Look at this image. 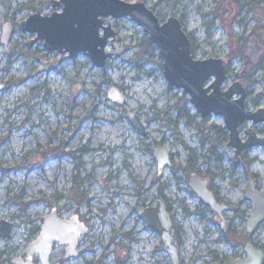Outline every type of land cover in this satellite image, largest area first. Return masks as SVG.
<instances>
[{"label": "rangeland", "instance_id": "374dc122", "mask_svg": "<svg viewBox=\"0 0 264 264\" xmlns=\"http://www.w3.org/2000/svg\"><path fill=\"white\" fill-rule=\"evenodd\" d=\"M49 1L0 0V34L5 20L16 24L36 9L50 13ZM144 1L159 19H181L194 41L195 58L229 61L223 88L247 71L242 56L248 59L250 37L264 48V0ZM115 22L125 51L102 68L80 54L55 71L37 74V56L48 61L56 53H46L41 42L25 47L32 35L17 28L9 54L0 43V83L5 85L0 93V220L12 223L10 236L0 237V264L22 255L36 236L33 229L55 207L61 218L76 215L88 232L78 238L77 258L65 260L64 246L56 244L51 264H171L157 233L137 215L158 198L169 204L181 264H230L246 255L248 242L264 251V222L250 235L245 231L248 182L242 167L224 154L228 136L218 129L224 127L222 119L202 118L189 103L182 109V91L167 85L158 55L137 59L141 28L128 18ZM260 57L246 99L251 109L264 103L263 98L252 102L264 90V51L253 62ZM112 86L122 91L124 107L107 98ZM126 108L147 124L146 137L131 127ZM158 144L173 160L160 176L153 155ZM245 156L261 187L264 148ZM186 166L192 169L189 177L193 171L211 176L220 200L233 206L223 237L219 218L190 191Z\"/></svg>", "mask_w": 264, "mask_h": 264}, {"label": "water", "instance_id": "95a60500", "mask_svg": "<svg viewBox=\"0 0 264 264\" xmlns=\"http://www.w3.org/2000/svg\"><path fill=\"white\" fill-rule=\"evenodd\" d=\"M50 4L53 10L45 15L36 9L16 25L9 20L2 23L0 43L5 52L10 53L9 43L17 28L21 33L32 35V38L26 40L25 47L41 41L46 53L57 54L48 61L37 56V74L55 71L62 62L77 58L80 54L87 56L94 66L102 68L107 60L114 56L120 57L125 51L124 44L117 37L119 33L115 21L128 18L134 22L156 46L167 85L187 95L189 104L193 105L200 117L213 114L222 119L228 136L222 146L224 154L235 166L242 167L248 182L244 198L250 202V207L245 230L249 234L254 232L264 222V183L256 187L255 179L244 165V155L257 146L264 148V133L255 129L257 124H264V104L254 110L247 108L245 81L235 79L223 88L228 79V60L223 56L195 58L191 40L181 20L173 15L167 16L164 21L159 20L144 0L132 3L125 0H50ZM246 49V55L252 62L264 51L258 39L253 36L249 38ZM4 89L5 85L0 83V93ZM107 98L119 107L125 105V97L116 86L108 90ZM125 118L139 136L148 135L149 128L138 113L126 108ZM245 123L250 126L240 130ZM153 155L157 160L156 171L159 176L164 169L171 167V155L161 144L153 148ZM190 180L189 187L193 194L211 212L218 214L224 225L223 214L230 210V206L215 199L213 191L208 188V178L202 179L193 173ZM137 215L145 228L157 233L171 264H181L178 248L173 243V224L167 203L157 199L152 205L141 207ZM11 228V222L0 220V237H9ZM40 230L38 237L25 252L28 255L39 253L41 264H50L51 249L56 242L67 246L66 259L77 257L78 238L85 235L88 228L76 215L69 219L59 217L55 207L44 215ZM243 251L246 257L234 259L230 264H264L263 250L253 243H247ZM27 261L31 264L30 258ZM12 263L21 264L20 258L14 259Z\"/></svg>", "mask_w": 264, "mask_h": 264}, {"label": "flooded vegetation", "instance_id": "af4514ba", "mask_svg": "<svg viewBox=\"0 0 264 264\" xmlns=\"http://www.w3.org/2000/svg\"><path fill=\"white\" fill-rule=\"evenodd\" d=\"M250 61V60H249ZM252 62V61H251ZM237 79H239V78H237ZM239 80H241V79H239ZM241 81H245V80H241ZM227 82V81H226ZM246 82V84H247V96H248V94L250 93L249 92V85H248V82L247 81H245ZM230 85V84H229ZM258 95V94H257ZM188 97V96H187ZM263 99H264V96L262 97ZM246 99H247V97H246ZM188 100H189V98H188ZM264 101V100H263ZM258 107V106H257ZM259 125L260 124H257L256 126H255V129H257L260 133H264V130L263 129H261V128H259ZM264 125V124H263ZM246 126H250V124L249 123H245V125L242 127V129H244ZM224 129H225V127H224ZM225 131H226V129H225ZM223 146V145H222ZM171 155V159H172V154H170ZM244 157H246V156H244ZM231 162V161H230ZM244 165H245V167H247L246 166V164H245V158H244ZM166 169H169V168H166ZM243 170V169H242ZM249 170V169H248ZM249 172H250V170H249ZM193 173H196V172H193ZM193 173L192 174H190V177H189V180H190V178H191V176L193 175ZM243 173H244V171H243ZM196 174H198V173H196ZM199 175V174H198ZM250 175H251V177L252 178H254L255 179V183H256V186H257V182H256V178H255V174H253V173H251L250 172ZM200 176V175H199ZM208 178L210 181H209V184H208V188H209V190H212L213 191V193H214V196H215V199L217 200V201H219L221 204H224V205H229L230 206V210H227V212H231L232 210H233V206L231 205V204H229L228 202L227 203H225V202H223V201H221L220 200V198H219V196H218V193H217V190L216 189H214V188H212V182H213V179H212V177L211 176H207V175H205L204 177L203 176H200V178H202V179H204V178ZM245 178V177H244ZM246 179V178H245ZM191 181V180H190ZM190 181H189V183H190ZM247 181V180H246ZM191 191V190H190ZM192 192V191H191ZM193 193V192H192ZM197 198V197H196ZM158 199H163L164 201H165V203H167L166 202V200L164 199V198H158ZM157 200V199H156ZM155 200V201H156ZM198 200V199H197ZM199 201V200H198ZM199 202H201V201H199ZM202 203V202H201ZM203 204V203H202ZM206 206V205H205ZM207 207V206H206ZM250 207V206H249ZM167 208H168V211H169V214H170V210H169V204L167 203ZM208 208V207H207ZM209 209V208H208ZM249 209V208H248ZM210 210V209H209ZM249 211V210H248ZM227 212H224V225H222L221 224V222H220V217H219V215L218 214H216V213H214L218 218H219V222H220V229H221V231H222V237H223V234H227L228 233V230H229V226H228V218H226V214H227ZM57 215L60 217V215H59V213H58V210H57ZM247 217H248V215H247ZM247 217H246V220H247ZM43 219V218H42ZM171 219H172V224H173V217H172V214H171ZM245 220V221H246ZM247 222V221H246ZM43 223V222H42ZM42 225V224H41ZM41 225L39 226V228L37 229V228H34L33 230L34 231H36L37 233H36V236H35V238L33 239V240H31V242H29L28 243V245L26 246V248L24 249V251H23V253H22V255H18V256H15L11 261H10V263L11 264H14V263H12V261L14 260V259H16V258H20V263L21 264H28V261H27V258H30V263L31 264H41V262H40V257H39V253H35L34 255H28L26 252H25V250L28 248V246L32 243V242H34V240L38 237V235L40 234V232H41V230H40V228H41ZM86 226V225H85ZM228 226V227H227ZM245 226H246V224H245ZM86 228H87V226H86ZM173 228H174V224H173ZM173 228H172V230H173ZM12 229V228H11ZM172 230H171V234H172ZM11 231V230H10ZM246 231V230H245ZM12 232V231H11ZM88 232V231H87ZM248 233V232H247ZM249 234V233H248ZM250 235V234H249ZM173 237H174V235H173ZM78 241H79V239H78ZM174 242V241H173ZM248 243H250V242H248ZM252 243V242H251ZM56 244L57 245H60V246H64V255H63V257H64V259L65 260H68V259H70V258H77V257H68V259H66L65 258V254H66V245H61L59 242H56V243H54L53 244V246H52V249H51V251L53 252V249H54V247L56 246ZM247 244V243H246ZM245 244V245H246ZM254 244V243H253ZM244 245V246H245ZM255 245V244H254ZM256 246V245H255ZM78 247H79V242H78ZM78 247H77V252H78V255H79V250H78ZM257 247V246H256ZM244 248V247H243ZM52 252H51V254H52ZM264 252V251H263ZM50 257H51V255H50ZM50 257H49V262H50ZM244 257H246V255L244 256ZM244 257H240V258H244ZM240 258H235V259H240ZM234 260V259H233ZM232 261V260H231ZM231 263V262H230ZM50 264H51V262H50Z\"/></svg>", "mask_w": 264, "mask_h": 264}, {"label": "trees", "instance_id": "16d2710c", "mask_svg": "<svg viewBox=\"0 0 264 264\" xmlns=\"http://www.w3.org/2000/svg\"><path fill=\"white\" fill-rule=\"evenodd\" d=\"M143 1V0H142ZM162 19H160V20H162L163 21V17H161ZM181 20V19H180ZM182 22V21H181ZM188 36H189V40H191V47H192V51H193V54H194V41L192 40V37L190 36V34H188ZM138 46V50L136 51V54H137V56L139 57V58H137V59H140V58H142V57H144L145 55H155V54H157L158 55V53H157V48H156V46L155 45H153V43L152 42H150L149 40H148V38H147V35L144 33V38H142V40H141V42H140V44H138L137 45ZM243 46L244 45H241V50H240V53H241V55L243 54L242 53V51H243ZM263 57H260L259 58V60L257 61V62H251V61H249V59H247L245 56H242V60H243V64H244V66L246 67V70L247 71H245V70H242L243 72L242 73H240V75H239V79H241V80H245V81H247L248 82V85L249 86H252L253 85V83H254V80L250 77L251 75H253V72L255 71V70H257V68H258V66L261 64V62L263 61V59H262ZM161 60V58H160V56L158 55V61H160ZM161 66H162V63H161V61L160 62H158ZM181 95H183L182 96V99L184 100V102H183V108L182 109H184V106H185V104H187V103H189V100H188V97H187V95H185L183 92H182V94ZM263 97V93H259L258 95H257V97L255 98V100H252V102H253V104L254 105H256V104H258V100H259V98H262ZM181 109V108H180ZM179 109V110H180ZM219 130H223L224 131V127L223 128H218ZM226 133V132H225ZM215 153V151H214V149H213V154ZM216 156L219 158V154H216ZM249 163V160L248 159H246L245 160V164L247 165ZM190 164H191V162H190ZM186 170H185V168H182V170L185 172V175H186V179H188V177H189V171L190 170H192L191 168H190V166H186ZM194 172V171H193ZM192 174V173H191Z\"/></svg>", "mask_w": 264, "mask_h": 264}]
</instances>
